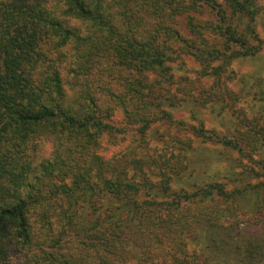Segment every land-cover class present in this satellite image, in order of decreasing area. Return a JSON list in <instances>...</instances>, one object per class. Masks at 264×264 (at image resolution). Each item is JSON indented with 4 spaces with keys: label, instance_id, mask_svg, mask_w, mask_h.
I'll return each instance as SVG.
<instances>
[{
    "label": "trees",
    "instance_id": "1",
    "mask_svg": "<svg viewBox=\"0 0 264 264\" xmlns=\"http://www.w3.org/2000/svg\"><path fill=\"white\" fill-rule=\"evenodd\" d=\"M258 17L262 0H0V264H264V85L246 78L260 104L227 133L194 106L239 100ZM194 139L257 180L187 174L210 153Z\"/></svg>",
    "mask_w": 264,
    "mask_h": 264
},
{
    "label": "rangeland",
    "instance_id": "2",
    "mask_svg": "<svg viewBox=\"0 0 264 264\" xmlns=\"http://www.w3.org/2000/svg\"><path fill=\"white\" fill-rule=\"evenodd\" d=\"M262 1L264 5V0ZM260 23L261 20L258 17L257 27L259 34L261 37H264V31H262V25H260ZM182 59L185 64H181L179 61L175 64L177 74H188L190 76H194L195 72L193 71V68L196 67V64L188 57H183ZM232 66L236 71V77L234 81H229L227 83L232 90L239 92L241 95V97L239 96V100L236 98L234 100L233 97L224 98L225 101H223L224 104H222L223 108L221 110L218 106V100L214 99L215 96L213 94L202 92L209 98L205 99V103L200 102L201 106L194 104L195 110L198 111L197 116H199V118L204 122L205 126L223 133H227V131L224 130V122L226 126L232 128L233 125L230 123V119L234 114L247 112L248 106L255 105L257 107L260 104L256 99L257 97L253 96L255 91L252 87L248 92H242L241 88L245 84L246 78H250L249 76L255 77L253 84H258L256 82L260 79L264 85V45L255 56H247L236 59ZM203 82L207 86L212 83L211 79H206ZM196 85L197 86L192 93L191 100H197V93H199V90H202V86H204V84L199 82ZM180 94L181 92L179 93V96ZM191 110H194L191 107V103L182 102L180 103V106L173 109V112L177 118L194 123L195 121L190 113ZM222 119H224V122H222ZM194 145L199 156L200 153L206 152L205 148L209 150L210 153L208 157H205L204 155L205 159H203L201 163H194L191 160L188 164V169L186 170L187 174L194 172L195 174H200L204 180L226 182L228 187L235 185V183H237L235 181H238L241 176L242 179H249L252 182L257 180V178L254 177L253 173L249 170L252 167L259 170L260 167H258L256 163H248L245 160L241 161L235 152L224 148L219 144L216 145L210 142L203 143L200 140L194 139ZM192 155L193 153L190 154V156ZM249 229L253 232L252 234H259L262 237L264 236V227L262 225L253 226Z\"/></svg>",
    "mask_w": 264,
    "mask_h": 264
}]
</instances>
